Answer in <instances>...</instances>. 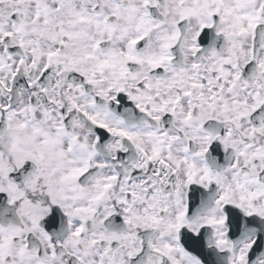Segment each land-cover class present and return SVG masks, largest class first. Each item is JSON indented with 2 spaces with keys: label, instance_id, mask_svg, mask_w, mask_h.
<instances>
[{
  "label": "snow or ice",
  "instance_id": "1",
  "mask_svg": "<svg viewBox=\"0 0 264 264\" xmlns=\"http://www.w3.org/2000/svg\"><path fill=\"white\" fill-rule=\"evenodd\" d=\"M0 264H264V0H0Z\"/></svg>",
  "mask_w": 264,
  "mask_h": 264
}]
</instances>
